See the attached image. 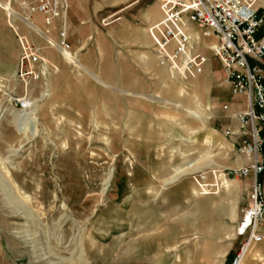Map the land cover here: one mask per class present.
Returning a JSON list of instances; mask_svg holds the SVG:
<instances>
[{
    "label": "rangeland",
    "instance_id": "374dc122",
    "mask_svg": "<svg viewBox=\"0 0 264 264\" xmlns=\"http://www.w3.org/2000/svg\"><path fill=\"white\" fill-rule=\"evenodd\" d=\"M135 1L124 5L128 8L114 18L125 16L141 24L142 14L156 5L161 8L162 4V0ZM11 2L0 0V37L5 34L4 15L6 23L15 29L13 18L38 29ZM151 25L146 26L149 36ZM187 26L205 39L196 24L187 22ZM44 36L79 72L85 71L109 90L95 98L73 95L71 108L66 109L50 104L51 94L55 95V89L50 88V75L31 80L25 88L18 77L19 66L10 77L0 72V264H191L192 249L188 251L186 243L180 262L165 254L142 262L146 256L138 255L136 248L148 240L156 244L167 230L162 224L146 226L141 217L131 221L129 202L122 210L117 204L115 184L118 177L130 170L131 158L155 156L158 159L150 162L154 186L160 187L163 178L171 176L172 180L179 175V169L196 162L195 171L185 177L193 178L202 194L203 188L218 191L220 174L236 162L237 153L231 152V144L225 142L221 121L215 115L211 117L215 110L212 106L210 110L205 108L207 96L201 93L202 105L195 104L186 88V81L194 77L186 74L181 76L184 83L176 80L170 72L177 71L159 63L154 44L159 70L150 76L154 81L158 79L157 86L152 94H134L148 102L143 109L153 112V118L143 115L141 119H120L117 88L86 69L79 48H59L55 39ZM194 51L213 55L202 42L194 46ZM42 57L46 63H52L46 55ZM212 60L205 68H216L217 62ZM198 75L199 79L202 75ZM180 89L183 91L179 92ZM25 93L30 99L24 102L29 105L22 108L17 99ZM199 112L203 119L196 117ZM141 125L155 127L156 131L151 134L143 129L142 135H136V128L131 131L130 126ZM141 136L166 149L131 151L130 146ZM210 174L218 181L211 184L206 180ZM201 175L205 177V186L197 182ZM142 205L140 210L147 206ZM141 225L146 229L143 232ZM240 242L241 238L235 250ZM261 262L264 264V259Z\"/></svg>",
    "mask_w": 264,
    "mask_h": 264
},
{
    "label": "crops",
    "instance_id": "0c3cea01",
    "mask_svg": "<svg viewBox=\"0 0 264 264\" xmlns=\"http://www.w3.org/2000/svg\"><path fill=\"white\" fill-rule=\"evenodd\" d=\"M130 1L132 0H67L65 18L56 19L49 27L44 23L40 13L30 14L23 9L19 4L20 0H12L11 4L23 16L30 17L40 32L57 42L60 41L61 30L66 32L71 48L80 49V60L86 69L105 84L117 88V112L120 114L118 118L141 119L144 115L148 119L154 115L153 112L143 109L144 105L147 108L148 102L134 94H152L157 86L158 79L154 81L150 75L159 70L158 63L154 43L146 26L158 23L164 14L160 6L156 5L140 16L141 24L125 16L114 18L118 12L121 13L128 8V5H124ZM256 7L264 13V0H256ZM13 21L16 29L6 23L4 15L5 34L0 37V53L3 56L0 61V72L6 74L3 76L10 77L17 72L20 58L18 36H24L39 47L42 55H46L52 61L49 63L51 70L49 80L50 88L55 89V95L51 94L50 104L68 109L71 108L69 102L73 95L95 98L100 93L105 95L106 90H109L85 71L79 72L63 57L59 49L49 44L47 37L38 29L20 18H13ZM186 29L192 38H196L194 32L199 33L191 26H186ZM262 33L264 25L259 34ZM199 41L196 46H200L201 42L204 46H211L214 42L208 38L204 40L201 38ZM212 59L217 62L216 68H205L207 65L205 64L202 73L199 74L202 76L198 75L199 79L196 76L197 78L186 81V88L192 94L195 104L202 105L200 96L204 93L208 97L205 99L207 102L205 108L210 110L212 106L215 110L211 117L215 115L214 117L221 121L224 130L230 128L238 133L237 115L246 109L247 98L245 95H233L230 86L224 82L221 62ZM262 68L264 70V64ZM170 75L183 83L185 81L181 79V71L175 73L172 71ZM188 84H192L191 87ZM181 91L183 90L180 89L179 92ZM196 117L204 118L200 112ZM130 127L131 131L137 129L136 135H142L143 129L151 134L156 131L155 127L143 125ZM183 139L187 141L186 138ZM226 141L231 144L229 147L231 152L237 153L236 162L227 168L245 166L249 160L237 152L238 136L230 138L225 136ZM139 149L157 151L166 149V146L141 136L130 146L131 151L137 152ZM137 157L139 158L130 159V170L118 177L114 197L121 210L129 202L131 221L141 217L142 223L147 222L146 226L162 224L164 231L167 230V234L157 238L159 240L156 244L148 240L142 242L139 249L136 248L138 255L146 256L142 262L154 261L151 257H161L163 254L170 256V259L175 256V261L180 262L184 248L188 247V251L192 249L191 264H219V261L220 264H229L240 239L237 227L242 218V207L248 202L252 178H231L222 173L223 176L220 174L219 178L221 181L219 190L210 192L203 188L205 192L202 194L193 178L185 177L195 171L197 164L193 162L179 169V175L172 180L171 176L163 178L162 185L157 187L154 186L155 177L150 170V162H153V159L157 160L158 157L146 156L145 159ZM206 180L211 184L218 181L216 176L213 178L211 174L206 175ZM140 203L143 205L146 203L147 206L140 210ZM142 226L140 231L143 232L146 229H142ZM260 231L264 232V225L260 227ZM190 236L192 238L188 239ZM263 259L264 241L251 249L243 264H261Z\"/></svg>",
    "mask_w": 264,
    "mask_h": 264
},
{
    "label": "built area",
    "instance_id": "2783aa9c",
    "mask_svg": "<svg viewBox=\"0 0 264 264\" xmlns=\"http://www.w3.org/2000/svg\"><path fill=\"white\" fill-rule=\"evenodd\" d=\"M19 4L30 14L40 13L48 27L56 19H64L68 7L67 0H20ZM161 9L163 19L149 27L159 63L181 71L182 75L195 77L202 73L211 58L217 59L222 64L224 82L233 95L247 98L246 109L237 115L239 132L230 128L224 130L229 138L238 136L237 152L249 161L245 166L225 168L223 174L231 178H252L248 202L242 208L237 227L240 246L229 262L242 264L248 252L264 241V232L260 231L264 225V33L259 34L264 25V13L256 7V0H162ZM24 18L32 22L30 17ZM187 22L196 24L205 38L214 40L210 48L212 57L194 51ZM18 39V77L26 88L31 80L46 79L51 70L38 46L24 36ZM57 46L71 49L64 30L60 32ZM48 95L46 91L45 96ZM26 99H30L26 93L17 99L22 108ZM204 180L201 175L197 182Z\"/></svg>",
    "mask_w": 264,
    "mask_h": 264
},
{
    "label": "bare ground",
    "instance_id": "6f19581e",
    "mask_svg": "<svg viewBox=\"0 0 264 264\" xmlns=\"http://www.w3.org/2000/svg\"><path fill=\"white\" fill-rule=\"evenodd\" d=\"M177 0H170V2H176ZM189 27V26H188ZM195 33V36H196V38H193V40L195 39L196 40V45L200 42L199 40L201 39V37H200V35H199V33H197V32H194ZM192 37V36H191ZM213 44H214V42H212V45L211 46H209L210 48L213 46ZM195 45V46H196ZM65 49H68V48H65ZM197 52H200V51H197ZM29 102V101H28ZM25 103V105H29L28 103H27V101H25L24 102ZM251 251V250H250ZM250 251L248 252V253H250ZM248 255V254H247ZM246 256V255H245ZM247 257V256H246ZM246 257L243 259V263H244V261H245V259H246ZM242 263V264H243Z\"/></svg>",
    "mask_w": 264,
    "mask_h": 264
}]
</instances>
